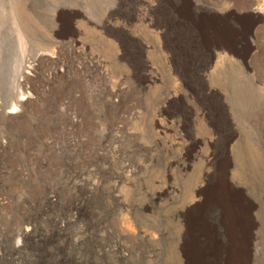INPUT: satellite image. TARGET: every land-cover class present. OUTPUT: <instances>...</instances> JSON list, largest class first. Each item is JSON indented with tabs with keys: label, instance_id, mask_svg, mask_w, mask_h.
<instances>
[{
	"label": "rangeland",
	"instance_id": "1",
	"mask_svg": "<svg viewBox=\"0 0 264 264\" xmlns=\"http://www.w3.org/2000/svg\"><path fill=\"white\" fill-rule=\"evenodd\" d=\"M259 4L0 0V264H264Z\"/></svg>",
	"mask_w": 264,
	"mask_h": 264
},
{
	"label": "crops",
	"instance_id": "2",
	"mask_svg": "<svg viewBox=\"0 0 264 264\" xmlns=\"http://www.w3.org/2000/svg\"><path fill=\"white\" fill-rule=\"evenodd\" d=\"M216 242L212 244L205 238L194 237L189 243H183L177 258L178 264H256L253 242L246 243L245 251L249 254L246 259L241 256L240 240L234 244L223 237Z\"/></svg>",
	"mask_w": 264,
	"mask_h": 264
},
{
	"label": "bare ground",
	"instance_id": "3",
	"mask_svg": "<svg viewBox=\"0 0 264 264\" xmlns=\"http://www.w3.org/2000/svg\"><path fill=\"white\" fill-rule=\"evenodd\" d=\"M15 4H17V2H14V5ZM16 6V5H15ZM22 12V11H21ZM264 13V5H261V4H259V6H258V8H256L255 10H253L252 12H251V14H248V16H247V18H246V21H253V22H257V16L258 15H261V14H263ZM18 15H19V13H18ZM22 18V17H21ZM201 24H203V22L201 23ZM207 28V27H206ZM218 36V35H217ZM221 38V37H220ZM22 45H20L19 44V46H18V44H17V46H18V48L23 52L24 50H22L23 49V43H21ZM13 47H14V45H13ZM24 61V60H23ZM20 64H21V60L20 61H17L16 62V67H20ZM14 86H15V82H13L12 83V85H11V88H10V90L9 91H11V93L13 94V91H14ZM214 189H216V188H214ZM221 190V189H220ZM216 192V191H215ZM225 194V193H224ZM211 196V195H210ZM220 197V196H219ZM220 200V199H219ZM228 201V200H227ZM229 202V201H228ZM214 204V203H213ZM229 207V206H228ZM207 208V207H206ZM236 208V207H235ZM237 209V208H236ZM241 209V208H240ZM239 210V209H238ZM200 211V210H199ZM202 212V211H201ZM228 213V212H227ZM241 214V213H240ZM204 215V214H203ZM239 216V215H238ZM236 217V216H235ZM241 217V216H240ZM199 220V219H198ZM202 220V219H201ZM236 220V219H235ZM207 221V220H206ZM241 221V220H240ZM203 222H204V220H203ZM206 223V222H205ZM195 224V223H194ZM196 225V224H195ZM206 225V224H205ZM206 227V229L210 232V234H212V237L213 236H215L217 233H216V230H215V228L213 227V226H205ZM210 234H209V236H210ZM199 235V234H198ZM200 236V235H199ZM205 237H206V235H204ZM201 237V236H200ZM202 238V237H201ZM210 239V240H209ZM209 239H207V240H209V241H211V243L213 244H216L217 242H216V240L215 239H211V238H209ZM219 240V239H218ZM201 243V242H200ZM222 246V245H221ZM207 253V252H206ZM230 255V254H229ZM211 259V258H210ZM209 259V260H210Z\"/></svg>",
	"mask_w": 264,
	"mask_h": 264
}]
</instances>
